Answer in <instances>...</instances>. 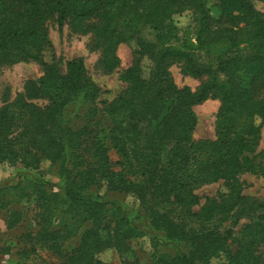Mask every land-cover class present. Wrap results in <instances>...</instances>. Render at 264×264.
<instances>
[{"label":"trees","instance_id":"16d2710c","mask_svg":"<svg viewBox=\"0 0 264 264\" xmlns=\"http://www.w3.org/2000/svg\"><path fill=\"white\" fill-rule=\"evenodd\" d=\"M184 14L193 40L178 35L174 22ZM52 18L59 31L88 34L107 71L119 65L118 45H132L119 75L125 88L103 106L82 58L43 59ZM29 62L38 78L0 105V164L20 172L0 182V211L9 229L28 213L34 225L20 235L16 264H28L38 246L65 264H107L97 252L124 254L148 234L154 253L170 249L153 256L156 264H264V204L244 196L239 179L264 173L255 152L264 124V13L250 0H0V64ZM173 65L204 79L194 90L179 87ZM207 99L219 102L215 138L195 140L193 107ZM43 161L56 182L38 173ZM218 181L225 192L201 202L196 190ZM21 201L33 203L27 212L12 207ZM233 217L248 218L237 238L221 229ZM70 239L77 243L67 250Z\"/></svg>","mask_w":264,"mask_h":264},{"label":"rangeland","instance_id":"374dc122","mask_svg":"<svg viewBox=\"0 0 264 264\" xmlns=\"http://www.w3.org/2000/svg\"><path fill=\"white\" fill-rule=\"evenodd\" d=\"M250 1L255 8L264 13V3L258 0ZM215 2L216 0H208L209 5H213ZM187 20L188 18L184 14L176 17L174 23L178 28L179 36L193 40L192 29L186 25ZM46 29L51 40V48H47L42 52L43 59L47 62L52 61L53 58L58 59L65 65V62L73 58H82L87 75L100 87L101 94L97 101L99 107L103 106L105 102L112 100L125 88V83L121 81L119 75L132 61V45L127 43L118 45L117 55L119 57V65L114 70L107 71L101 65L100 52L90 48V36L88 34L72 32L67 25H64L61 31H59L54 18L46 22ZM170 72L177 86H188L193 90L204 79V77L193 78L184 75L181 73L178 65L170 67ZM40 73V67L34 62L0 64V105L11 102L16 95L23 92L25 82L29 79H37ZM34 101L37 103L43 102L42 99H36ZM218 106L219 102L217 100L207 99L193 107L197 117L193 132V138L195 140L215 138V114ZM255 152H260L264 156V124L260 130V138ZM109 156L111 160L117 159L113 150L109 152ZM19 173V169L16 166H11L6 163L0 164V182L5 180L14 182L17 180ZM38 173L44 180H49L51 183L56 182L48 161H43L40 164ZM239 179L242 182V193L244 196L264 204V173L253 174L244 172L240 174ZM225 190L226 188L223 183L218 181L200 186L196 190V193L201 196L202 202L204 197L219 196ZM121 201L125 205L131 206L133 198L124 197L121 198ZM32 204V202L21 201V203L13 205L12 207H17L18 210L25 208L21 212H27V207H30ZM6 214L8 215V212L5 210L0 211V264H16V259L19 257V252L24 243L20 235L27 230L33 229V216L28 213L26 217H20L21 222L9 229L5 222ZM247 221V217L238 218L237 221L236 217H233L227 220L221 226V229H232L233 237L237 238L242 226ZM148 235L151 237L150 234ZM148 235L132 239L129 250L124 254L118 253L113 248H106L97 252L96 258L107 264H156L153 256L158 254V251L167 253L170 249L158 246V249L154 253L153 242ZM76 243L77 241L75 239H70L66 241L64 246L69 250ZM7 247H10L8 248L9 251L5 249ZM231 247L234 248V243L231 244ZM37 248L36 256L31 254L27 261L28 264H65L64 258L58 257L41 246ZM220 261V257L213 258L209 261V264H219Z\"/></svg>","mask_w":264,"mask_h":264}]
</instances>
